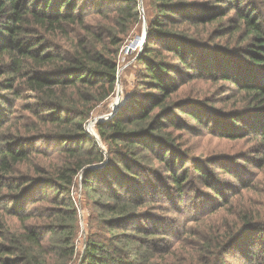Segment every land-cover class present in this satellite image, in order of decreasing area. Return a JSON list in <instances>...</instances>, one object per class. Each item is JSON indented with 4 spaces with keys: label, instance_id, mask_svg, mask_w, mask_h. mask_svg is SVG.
Segmentation results:
<instances>
[{
    "label": "trees",
    "instance_id": "1",
    "mask_svg": "<svg viewBox=\"0 0 264 264\" xmlns=\"http://www.w3.org/2000/svg\"><path fill=\"white\" fill-rule=\"evenodd\" d=\"M138 9L0 0V264L72 259L77 181L98 211L78 264H264V210L245 198L264 202V0H152L133 91L94 126L105 153L83 127ZM200 132L251 156L195 158Z\"/></svg>",
    "mask_w": 264,
    "mask_h": 264
},
{
    "label": "rangeland",
    "instance_id": "2",
    "mask_svg": "<svg viewBox=\"0 0 264 264\" xmlns=\"http://www.w3.org/2000/svg\"><path fill=\"white\" fill-rule=\"evenodd\" d=\"M191 1L201 2L203 0ZM138 5V22L132 26L125 41L120 46L116 57L118 70L117 83L115 86L114 93L106 101L97 106L90 113L89 118L85 122V129L93 135H96L94 126L97 121H104L110 119L119 109V107L123 104L126 97L133 91L135 84L134 71L136 70L134 57L142 49L144 36L147 30L148 19L152 18L154 14L151 9L152 0H138ZM126 48H130L128 53H125L124 51ZM197 88H202V90L204 91L208 89L206 86L200 84L197 85ZM213 100H215V98ZM215 101H217V99ZM17 116H26V118H28V116L24 112H18ZM199 134L200 135L185 136V143L182 147L187 148L195 158H210L212 156H220L224 157V159L226 160H231V158H233L234 155H237V153H242L244 155L249 154V147L251 145L248 142L227 143L224 141L215 140L209 136H203L204 134L202 132H200ZM97 144L106 153L104 144H101L98 138ZM226 162L232 163V161ZM248 169L251 171L254 170V168L250 166L248 167ZM254 193L255 192L245 193V198L254 197L257 200V207H261L260 211H262V209L264 210V202L262 197ZM70 196L77 214V233L76 238L74 240L75 254L67 264H78L80 256L83 253L85 244L84 241L86 238L85 236L92 230L89 220L90 218L96 216L98 211L94 209L89 196L78 187V181L75 183V186L71 189ZM184 210L185 209H183V211ZM190 214L191 212L185 211L184 217L189 216ZM179 222L182 223L183 220L179 219ZM183 224L187 226L186 228L190 227L191 230H195L197 226L194 223L184 222ZM236 259L237 258H233L231 256H226V262L228 264H237L235 261Z\"/></svg>",
    "mask_w": 264,
    "mask_h": 264
},
{
    "label": "built area",
    "instance_id": "3",
    "mask_svg": "<svg viewBox=\"0 0 264 264\" xmlns=\"http://www.w3.org/2000/svg\"><path fill=\"white\" fill-rule=\"evenodd\" d=\"M129 50H130V48H126L124 51H125V53H128L129 52ZM85 126H86V123H85V125H84V132L88 135V136H90V137H92V138H94L96 141H97V136L94 134H91L89 131H87L86 129H85Z\"/></svg>",
    "mask_w": 264,
    "mask_h": 264
},
{
    "label": "water",
    "instance_id": "4",
    "mask_svg": "<svg viewBox=\"0 0 264 264\" xmlns=\"http://www.w3.org/2000/svg\"><path fill=\"white\" fill-rule=\"evenodd\" d=\"M145 37V36H144Z\"/></svg>",
    "mask_w": 264,
    "mask_h": 264
}]
</instances>
